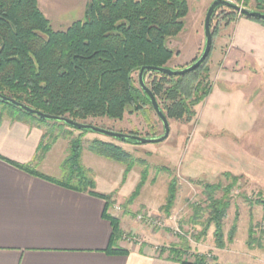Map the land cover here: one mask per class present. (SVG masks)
<instances>
[{"label": "trees", "instance_id": "trees-1", "mask_svg": "<svg viewBox=\"0 0 264 264\" xmlns=\"http://www.w3.org/2000/svg\"><path fill=\"white\" fill-rule=\"evenodd\" d=\"M236 1L240 4L243 0ZM244 5H248V0ZM255 11L264 13V8ZM188 13L186 0H90L83 20L56 31L41 11L39 0H0V94L42 113L80 123L90 119L122 121L128 112H139L145 106L153 109L148 96L136 84L135 75L139 76L144 67L167 68L175 55L168 41L183 31ZM246 19L264 26L262 20ZM206 63L207 60L196 71L179 77L145 73V80L153 76L149 89L162 101L169 120L192 121L195 108L211 95L213 84L209 78H202L200 72ZM0 111V121L7 113L13 121L39 128L40 123L49 122L1 100ZM48 135L43 137L40 152L46 153L52 146L44 143ZM82 150V140L73 139L63 163V178L47 179L67 189L105 198L107 212L112 196L94 192V176L82 165ZM88 150L126 166V174L137 163L131 154L112 142L94 140ZM21 168L34 172L30 167ZM146 180L144 171L132 198L138 196ZM205 189L209 197L220 190L216 185H207ZM176 193L172 183L163 208L168 213L175 204ZM211 202L209 224H214L218 247L222 248L226 208L219 207V201ZM259 203L264 206V200ZM105 217L113 229L108 253L127 255V250L114 249L123 236L120 221ZM260 235L262 239L256 240L250 230L249 244L257 243L264 250V227ZM188 253L186 247L172 252L182 264H210L205 256H192L191 260Z\"/></svg>", "mask_w": 264, "mask_h": 264}, {"label": "rangeland", "instance_id": "rangeland-1", "mask_svg": "<svg viewBox=\"0 0 264 264\" xmlns=\"http://www.w3.org/2000/svg\"><path fill=\"white\" fill-rule=\"evenodd\" d=\"M89 1L39 0V5L53 29L64 31L74 22L83 20ZM186 1L189 13L185 18L184 29L176 38L168 41L175 53L167 65L172 70L191 65L181 66L191 61L200 38H203L198 55L201 57L205 48V18L209 7L216 0ZM227 1L243 8L246 6V0L240 4L236 0ZM261 8H264L263 0H248L245 9L259 11ZM237 18L244 17L225 7L217 11L211 24L212 49L218 33L235 24ZM210 56L200 72L202 78L211 81L213 68ZM138 78L136 74L137 85ZM152 79L153 76H149L145 81L148 88ZM222 90L220 85H216L212 101L223 96L219 95ZM225 101H220L221 110L218 114L212 110L210 102L209 105L204 103L197 106L196 116L190 122L169 120L170 136L160 144L125 143L97 133H85L59 122L49 121L47 124L40 123V126L49 134L44 140L45 145H56L51 155L53 160L61 157L67 159L70 142L80 138L85 164L94 165L100 181L113 187L114 193L126 196L119 206L122 208L126 205L132 209L135 223L152 235L159 233L165 240L173 239L180 247H186L189 259L192 260V256H205L210 264H264V250L257 247V243L249 244L250 230H253L254 239L261 240L260 232L264 227V206L259 203L264 200V113L253 115L247 109ZM158 103L163 111L162 101L158 99ZM4 120L13 121L7 113L3 114ZM86 124L115 133L136 134L142 138L164 134L163 124L150 106H145L139 112H128L122 121L90 119ZM54 139L56 142H53ZM94 140L120 146L137 160L136 166L126 174V166L92 154L88 146ZM89 158L104 162L105 166L93 164ZM107 164L112 167H106ZM144 171L147 173L146 183L138 196L132 198ZM172 183L177 193L175 204L168 213L163 208L167 204ZM207 185H216L220 190L209 197L205 189ZM213 199L220 202L219 207L226 208L222 222V248L218 247L214 224H209ZM139 215L149 216V222L139 221ZM128 231L122 241L136 244L134 238L144 239L136 232Z\"/></svg>", "mask_w": 264, "mask_h": 264}, {"label": "crops", "instance_id": "crops-1", "mask_svg": "<svg viewBox=\"0 0 264 264\" xmlns=\"http://www.w3.org/2000/svg\"><path fill=\"white\" fill-rule=\"evenodd\" d=\"M201 39L191 61L181 66L196 60ZM215 41L210 53L213 90L202 104H210L216 85H220L223 90L219 95L223 96L211 102L216 114L221 110L220 101L225 99L253 115H262L264 26L237 18L235 24L218 33ZM45 134L44 128L23 122H0V264H182L172 254L179 244L144 230L132 219V209L125 205L122 213L110 214L111 207L122 205L126 196L104 185L94 165H86L83 158V166L94 176V192L112 196L107 212L105 198L67 189L47 179L63 178L66 159H51L56 145L46 153L39 151ZM89 159L105 166L104 162ZM21 167H30L34 172ZM105 215L120 221L123 236L114 249L127 250V255L108 253L113 229ZM127 230L141 235L142 244L122 241Z\"/></svg>", "mask_w": 264, "mask_h": 264}, {"label": "water", "instance_id": "water-1", "mask_svg": "<svg viewBox=\"0 0 264 264\" xmlns=\"http://www.w3.org/2000/svg\"><path fill=\"white\" fill-rule=\"evenodd\" d=\"M228 8L231 9L246 18L250 19H258L264 21V13L257 12V11H251L247 10L237 4H234L233 2L227 1V0H216L214 1L211 6L208 9L206 18H205V25H204V33H205V48L204 51L194 63H192L190 66L184 69H178V70H172L169 68H157V67H144L140 70L139 72V85L143 92L148 96L150 99L151 105L153 109L155 110L157 116L161 120L164 128V134L159 137H152V138H142L136 135H127V134H121V133H115L109 130H105L90 124L86 123H80L73 121L69 118L66 117H57V116H52L48 115L45 113H42L40 111H37L35 109H32L25 104H22L20 102H17L14 99L8 98L6 96H3L0 94V100L6 103H9L15 107H18L22 109L23 111L34 115L38 118H41L43 120L47 121H52V122H59L66 124L74 129L80 130V131H88V132H93L97 133L109 138H112L113 140H118V141H134L135 143L139 145H146V144H160L165 142L169 136H170V123L169 119L167 118L166 114L162 111L160 104L158 103L157 98L153 95L152 91L148 88L146 85V80L144 78V75L146 72H155V73H160L166 76L170 77H179V76H184L188 73L196 71L198 68L201 67V65L208 59L211 51H212V46H213V33L211 30V24H212V19L216 13V11L219 8Z\"/></svg>", "mask_w": 264, "mask_h": 264}, {"label": "built area", "instance_id": "built-area-1", "mask_svg": "<svg viewBox=\"0 0 264 264\" xmlns=\"http://www.w3.org/2000/svg\"><path fill=\"white\" fill-rule=\"evenodd\" d=\"M263 2H264V0H263ZM122 211V208H121V206H119V205H113L112 207H111V209H110V214L111 215H116L117 213H120ZM138 219H139V221H145V222H149V216H145V215H139L138 216ZM152 224H155V222H153ZM158 225L160 226L161 225V223L159 222L158 223ZM134 240L136 241L135 243L136 244H138V245H141L142 244V240L141 239H139V238H134Z\"/></svg>", "mask_w": 264, "mask_h": 264}]
</instances>
